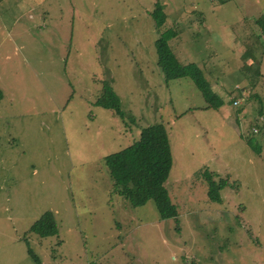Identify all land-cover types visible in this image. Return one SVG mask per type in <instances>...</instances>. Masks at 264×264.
Listing matches in <instances>:
<instances>
[{
  "label": "rangeland",
  "instance_id": "374dc122",
  "mask_svg": "<svg viewBox=\"0 0 264 264\" xmlns=\"http://www.w3.org/2000/svg\"><path fill=\"white\" fill-rule=\"evenodd\" d=\"M156 2L178 60L199 64L220 108L187 77L165 81ZM262 16L264 0H1L0 264H264ZM105 80L124 118L95 105ZM159 122L177 221L114 193L104 164ZM205 171L226 181L221 203ZM48 210L57 234L30 233Z\"/></svg>",
  "mask_w": 264,
  "mask_h": 264
},
{
  "label": "trees",
  "instance_id": "16d2710c",
  "mask_svg": "<svg viewBox=\"0 0 264 264\" xmlns=\"http://www.w3.org/2000/svg\"><path fill=\"white\" fill-rule=\"evenodd\" d=\"M150 15L158 33L155 40L158 56L157 65L163 73L165 81L187 77L192 80L200 91L207 107L220 108L224 104V100L213 90L199 64L195 62L181 63L172 50L170 41L178 36V30L172 25L163 30L161 29L167 19L164 6L156 2ZM253 24L261 28V33L255 35L256 39H262L264 35V16L256 18ZM245 44H251V36ZM246 51L247 49L240 56L243 63H248V56L245 55ZM262 56L263 51L261 52V58ZM259 60H257L256 66ZM262 61L264 62L263 58ZM252 64L250 63L249 67L245 68V74L253 68ZM95 105L110 109L115 115L124 118L119 97L114 92L110 81L105 80L103 82L101 95L96 99ZM247 144L255 149V144L250 139L247 140ZM104 164L111 179L114 193L133 207L142 206L148 200H153L160 219L173 218L177 221V206L171 201L165 185L172 167V155L169 137L163 123L159 122L142 128L138 140L119 151L106 155ZM205 174L208 175L207 179L209 180L208 199L221 203L220 190L226 185V181L222 179L215 181L213 179L214 173L205 171ZM29 232L39 237L56 235L57 224L53 212L50 210L43 212L33 222ZM27 252L35 262L40 263V259L29 243Z\"/></svg>",
  "mask_w": 264,
  "mask_h": 264
}]
</instances>
